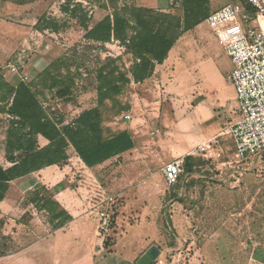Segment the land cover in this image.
Segmentation results:
<instances>
[{"label":"rangeland","instance_id":"1","mask_svg":"<svg viewBox=\"0 0 264 264\" xmlns=\"http://www.w3.org/2000/svg\"><path fill=\"white\" fill-rule=\"evenodd\" d=\"M17 1L0 0V75L12 84L20 78L32 84L50 116H61L65 125L81 112L97 107L96 87L101 84L97 75L103 66L107 72L117 67L129 75L133 59L125 47L114 40L105 45L87 41L77 21L61 10L66 0H36L24 5ZM132 1L73 2L82 4L93 26L113 8ZM210 1L207 8L212 12L235 4L234 0ZM42 17L54 19L56 27L41 30L36 24ZM200 29L199 36L187 33L164 63L168 99L161 127L173 120L168 114V109L176 106L168 97L173 90L177 96L193 94L195 99L201 98V105L216 117L213 124L200 126L203 130L223 129L234 105L238 107L230 80L234 69L231 59L217 41L214 29L204 24ZM52 64L51 74H59L68 86L73 84L75 103L64 104L53 98L54 91L42 89L39 71ZM169 78L179 87L169 85ZM136 93L140 95L137 89L125 86L119 96L100 107L105 138L128 128L126 106ZM176 102L179 106L180 101ZM180 111L176 110L177 114ZM7 127V119L0 118V132ZM154 128V124L138 125L141 143L136 163H114L107 178L102 177L103 172L96 175L97 179L89 172L82 178L74 171L70 179L85 182L79 210L93 220L86 224L89 235L82 234L81 238L86 243L97 224L103 252L95 257V264H137L151 247L159 250L153 264H264V153L238 161L233 140L222 139L225 155L192 157L179 182L169 186L162 174L168 159L156 149L150 135ZM68 152L73 154L71 148ZM28 217L27 213L22 221L27 222ZM103 219L108 223L105 231L99 229ZM64 238L53 252L25 256L23 264H73L85 253L84 246H74L71 235Z\"/></svg>","mask_w":264,"mask_h":264},{"label":"trees","instance_id":"2","mask_svg":"<svg viewBox=\"0 0 264 264\" xmlns=\"http://www.w3.org/2000/svg\"><path fill=\"white\" fill-rule=\"evenodd\" d=\"M34 1L36 0H18L17 3L24 5ZM73 1L66 0L61 10L77 21L85 31L84 38L87 41L99 45H105L112 40L121 43L132 56L133 64L129 73L135 83L150 78L155 65L166 60L182 33L198 23L197 4H201V0H182L185 10L181 19L172 14L138 7L132 1L131 4L113 8L110 14L91 26L88 12L82 4ZM238 3L248 8L244 0ZM41 24L43 25L40 26ZM55 24L54 19L42 17L36 26L46 30L52 25L56 27ZM52 66L54 65H48L38 75L42 78V89L54 91L53 98L64 104L70 103L74 99L71 91L73 84L68 86L59 78V74H51L49 68ZM105 68L103 66L97 75V80L101 81L96 87L97 107L81 112L71 123L65 125L61 116L49 115L39 100V92L32 84L19 81L16 86H11L0 75V114L11 118L7 142L9 146L22 152L17 158H10L13 161L10 168L3 169L0 165V203L5 198L10 182L44 167L63 163L68 159L67 151L70 148L88 168H94L133 149L134 142L128 132L104 137L100 107L105 101L119 96L123 88L130 83L128 73L119 71L117 67L108 72ZM37 136L44 138L48 144L39 147ZM191 160L192 156L184 158L182 174L191 164ZM32 203L37 210L49 214L51 224L58 220L57 224L53 225L55 229L63 227L69 219L63 211H58L59 205L50 197H46L45 193L35 194ZM112 224L111 222V226ZM105 246H109V243H105ZM0 255L4 253L0 252Z\"/></svg>","mask_w":264,"mask_h":264},{"label":"crops","instance_id":"3","mask_svg":"<svg viewBox=\"0 0 264 264\" xmlns=\"http://www.w3.org/2000/svg\"><path fill=\"white\" fill-rule=\"evenodd\" d=\"M234 1L238 3L240 0ZM134 2L138 7L172 14L183 19L185 9L182 5V0H134ZM210 2V0H201V4H197V8H199L198 23L192 29L182 33L169 53L187 33L196 32L197 36H199V33H201L200 28L203 24L211 29L207 22V18L214 12L209 11V7L207 8V4ZM169 53L162 64L155 65L152 76L143 82L135 83L132 75L130 73L128 75L130 83L126 86L137 89L140 92V95L136 93V97L132 98L128 104L129 106H126V111L130 114L126 115L129 125L126 130L122 131L130 133L134 142L133 149L94 168L86 167L72 149V155L74 156L67 151L68 159L63 163L44 167L39 171L9 183L5 198L0 203V252L4 253V255H0V264H7L8 262L23 264L25 256H33L34 253L41 251L43 252L42 254L53 252L54 248L59 244L58 242L64 241V237L68 238L70 235L72 236V244L74 246L79 244L84 246L83 250L85 251L73 264H79L87 260L91 261L89 264H95V257L103 252L102 242L97 237V224L95 230L91 232V236L87 238L86 243L81 238L82 234L89 235V232H85L86 224L93 220L91 215L84 214V212L79 210L78 202L81 200L80 195L84 191L85 182H72L70 179L74 171L80 173L82 178L87 172L91 173L95 178L96 175L103 172L104 175L102 177L104 178V176L111 174L114 163H120L121 160L127 164L136 163L138 161L135 158L138 156L136 152H138L139 144L141 143L140 136H138V125L140 123H147V127L150 124L155 125L150 135L153 138L156 149H160L161 154L168 159L164 165L176 159L184 160V158L191 156V152L195 149L212 143L215 137H217L219 144L212 146L214 150L207 155L210 156L211 153L217 151L221 152V149L225 155L226 151L221 147L220 140L230 138L226 133L229 126L240 119L238 107L235 109L236 104L232 108L230 117L226 120L223 129L206 128L203 130L200 126L213 124L216 117L209 114L207 109L201 105L203 104L201 98L195 99L193 94H179L177 96V92L174 94L173 90L172 95L169 94L168 96L176 104L172 109H168V114L173 116V120L167 121L166 119L168 118H166V127H161L164 103L168 99L165 89L167 68L164 67V63L168 60ZM173 68L174 66H172ZM16 76H18L17 73ZM19 81H22V78ZM19 81L12 84L5 80L11 86H16ZM167 82L169 85H176L170 78ZM179 85H176V88ZM176 99L180 101L179 106ZM178 109L181 110V114H177L176 110ZM0 118L7 119L8 123L7 130L0 132V165L3 169H8L13 165V161L10 158H17L22 152L16 150L13 146H9L7 142L11 118L5 114H0ZM158 136L159 138H156ZM36 140L41 148L48 144V141L41 136H37ZM37 193H45L46 197H50L59 205L58 211H63L69 217L63 227L55 229L53 225L57 224L58 220L51 224L49 214L46 211L36 209L32 199ZM27 213L29 214L28 221L23 222L22 218ZM129 227L135 228L136 226Z\"/></svg>","mask_w":264,"mask_h":264},{"label":"built area","instance_id":"4","mask_svg":"<svg viewBox=\"0 0 264 264\" xmlns=\"http://www.w3.org/2000/svg\"><path fill=\"white\" fill-rule=\"evenodd\" d=\"M247 7L235 3L213 12L208 18L217 40L223 45L234 66L230 80L234 86L240 119L227 130L235 145L234 158L243 161L264 152V0H244ZM250 9V10H248ZM44 105V104H42ZM128 119V117H126ZM219 144L217 137L191 152L208 156ZM221 152L210 156L220 158ZM183 172V160L176 159L162 168L169 186H174ZM108 228L103 219L99 229Z\"/></svg>","mask_w":264,"mask_h":264},{"label":"water","instance_id":"5","mask_svg":"<svg viewBox=\"0 0 264 264\" xmlns=\"http://www.w3.org/2000/svg\"><path fill=\"white\" fill-rule=\"evenodd\" d=\"M159 256V250L155 247L149 248L137 261V264H153Z\"/></svg>","mask_w":264,"mask_h":264}]
</instances>
